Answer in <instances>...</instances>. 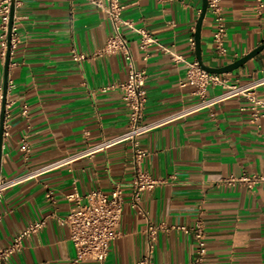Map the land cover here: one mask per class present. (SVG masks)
<instances>
[{"label":"crops","instance_id":"crops-1","mask_svg":"<svg viewBox=\"0 0 264 264\" xmlns=\"http://www.w3.org/2000/svg\"><path fill=\"white\" fill-rule=\"evenodd\" d=\"M120 1L122 17L157 38L144 51L138 31L123 26L136 66L147 72L145 120L195 103L193 86L181 82L187 62L198 59L191 39L204 0ZM222 5L228 25L226 55L215 52L208 10L201 26V57L211 67L231 64L264 43V8L258 12L255 0H222ZM14 26L17 43L11 50L9 79L15 85L7 93L11 126L0 150V180L58 161L128 126L129 108L121 91L104 89L127 78L128 64L120 54L93 55L113 30L105 10L89 0H16ZM1 34L0 20V40ZM73 49L88 58L73 60ZM5 57L0 46V86ZM222 73L241 83L264 77V48ZM221 90L210 85L208 93ZM256 96L264 100V83ZM253 105L248 95L235 96L141 135L139 142L148 150L143 167L159 182L143 193L140 208L130 203L135 172L130 140L8 186L0 193V248L31 223L45 224L1 264H72L75 246L62 220L77 203L68 194L84 196L93 189L110 193L118 184L124 188L125 205L105 264H135L148 255L153 264H190L196 239L178 226L193 227L198 220L206 231L205 264H264V183L249 189L223 181L231 174L264 173V108L254 120ZM23 139L30 146L27 154L21 149ZM160 224L167 229L158 231L150 249L149 227Z\"/></svg>","mask_w":264,"mask_h":264},{"label":"built area","instance_id":"built-area-1","mask_svg":"<svg viewBox=\"0 0 264 264\" xmlns=\"http://www.w3.org/2000/svg\"><path fill=\"white\" fill-rule=\"evenodd\" d=\"M94 5L102 8L107 12L113 24V30L107 38L105 44L99 48L93 55L104 54H120L128 64V75L123 81L111 84L104 88H118L121 91L122 98L129 108L128 126L126 130L118 135L103 140L100 143L93 144L87 148L70 154L58 161L47 164L39 169L27 172L19 176L0 180V193L10 185L21 182L38 172L45 171L54 165H60L65 162L95 153L97 150L117 144L122 141L130 140L134 146L135 152V172L130 182L131 188V205L135 208L141 207L143 193L152 189L159 182L158 178L153 177L143 167L144 160L148 154V150L141 146L139 137L157 126L196 112L198 110L208 108L223 100L248 95L254 105L252 106V115L254 120H258L262 115L261 108H264V100L256 96V89L264 83V77L254 78L247 82H231L230 78L224 73L211 72L203 68L198 59L187 62L186 75L182 80V85H191L194 93L198 96V100L188 106L177 110L176 112L160 118L158 120L146 121L145 108L147 101V72L144 68H138L135 63L129 38L123 31L124 25H131L140 35V48L144 51L157 41V38L144 26H134L131 22L122 17L124 4L120 0H89ZM167 2L171 0H159ZM12 0H0V20H1V40L2 55L5 56L8 49L9 21L11 16ZM255 8L258 12L264 8V0H255ZM207 10L211 13L214 21L213 39L215 43V52L219 56H224L228 52L226 38L228 33V25L224 13L222 0H208ZM16 27L13 24L11 50L17 43L14 36ZM195 45V39H191ZM71 56L75 61H82L88 58V55L72 50ZM148 57L146 53L145 58ZM179 58V56H175ZM14 81L8 79V89L14 87ZM210 85H220L222 90L216 94H209ZM3 104V86H0V119ZM11 103L6 102L5 120L3 137L10 134V118ZM28 113L27 107L24 106L22 114ZM21 149L27 154L30 150L29 143L23 139ZM226 184L234 185L242 183L249 189H253L256 185L264 183V173H247L241 175L231 174L223 180ZM70 200L77 203L76 209L72 210L62 221L69 227L70 239L75 246V256L72 264H82L85 261L93 260L98 264H105V260L110 251L111 242L119 235V225L122 218L125 197L124 188L121 184L115 186L110 192L106 193L100 189H93L86 195L82 196L77 191L68 194ZM45 224V220L31 223L25 229L21 230L14 238L13 242L6 247L0 248V264L7 259L15 250L22 245L24 238L39 231ZM167 229L165 224L151 225L150 233V249L154 247L157 233L160 229ZM185 231H192L196 239L195 256L190 264H205L207 255L206 231L202 220H198L193 227L178 226ZM135 264H153L151 257L145 256L138 260Z\"/></svg>","mask_w":264,"mask_h":264},{"label":"water","instance_id":"water-1","mask_svg":"<svg viewBox=\"0 0 264 264\" xmlns=\"http://www.w3.org/2000/svg\"><path fill=\"white\" fill-rule=\"evenodd\" d=\"M15 2L16 0H12L11 2L8 49H7L6 57H5V82L3 85V104H2V112H1V119H0V150L2 147V143H3L4 120H5V110H6L7 93H8L9 64H10V59H11V38H12V28L14 24V14H15ZM207 7H208V0H204L202 12H201V15L197 23V29H196V34H195V44H196L197 53H198V60L203 68L207 69L208 71L217 72V73L231 71L239 67L240 65H243L247 60L252 58L254 55L259 53L264 48V43H263L260 46L256 47L254 50H252L250 53L237 59L235 62L225 65V66L211 67V66L204 64L202 57H201V26H202V22L205 17V14L207 12ZM0 162H1V151H0Z\"/></svg>","mask_w":264,"mask_h":264}]
</instances>
